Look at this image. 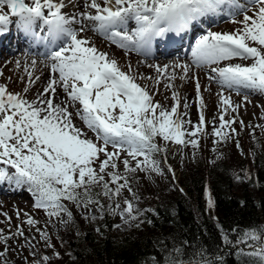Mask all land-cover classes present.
Instances as JSON below:
<instances>
[{
  "label": "snow or ice",
  "instance_id": "6c2138e0",
  "mask_svg": "<svg viewBox=\"0 0 264 264\" xmlns=\"http://www.w3.org/2000/svg\"><path fill=\"white\" fill-rule=\"evenodd\" d=\"M69 5L75 8L76 0H0V37L11 31L15 17L14 26L28 45L25 59L15 61L16 69L23 67L27 77L26 83L20 78L25 83L22 92L0 84V187L27 191L32 207L43 211L49 225L53 220L62 227L74 224L71 205L89 223L118 216L125 225L138 222L139 227L145 222L143 217L154 210L138 206L140 197L132 188L137 172L164 175L156 156L162 154L166 164L169 144L179 146L180 151L190 147L195 157L201 140L210 136L211 151L216 154V145L238 135L237 122L241 130L245 127L239 109L251 102L249 96L264 97V0H83L81 11L67 14L63 9ZM220 18L237 27L224 32L204 27ZM195 28L203 34L190 46V62L149 64L154 76L134 75L130 64L125 72L85 35L91 31L125 54L148 57L154 44L174 46ZM41 45L45 51L39 53L40 63L49 76L42 90L29 99L31 86L41 77L34 74L36 57L31 56L30 62L28 58L30 50ZM193 68L206 71L207 80L219 89V115L210 122V133L198 78V123L189 117L186 98L185 111H180L182 101L175 81L192 79ZM141 80L153 83L141 84ZM161 85L171 93L170 106L155 100ZM203 90L210 91V87ZM226 91L243 95V104L234 103ZM77 118L83 127L74 122ZM256 127L264 133V125ZM236 147L240 148L239 141ZM221 158L222 153L216 155V160ZM167 170L175 179L170 165ZM234 175L237 182L252 179L247 170ZM125 190L131 199L124 196ZM205 196L207 210H213L215 201L207 189ZM3 215L11 224V217ZM20 216L17 209L18 220ZM24 217L15 231L9 228L6 234L0 229V264H10L9 252L22 257L23 264H50L52 256L38 250L33 242L36 237L26 236L23 225L35 229L39 240L54 249L47 229L41 230L40 222L29 213ZM213 219L221 239L215 250L189 241L169 248L159 240L140 264H224L225 249L244 258L238 264H264V225L226 229L217 217ZM10 240L23 243L13 247ZM157 245H164L165 252ZM25 249L28 256H23ZM53 256L60 259L57 251Z\"/></svg>",
  "mask_w": 264,
  "mask_h": 264
},
{
  "label": "trees",
  "instance_id": "16d2710c",
  "mask_svg": "<svg viewBox=\"0 0 264 264\" xmlns=\"http://www.w3.org/2000/svg\"><path fill=\"white\" fill-rule=\"evenodd\" d=\"M259 140L242 136L244 144L239 156L224 146L207 159L199 151L193 157L190 148H186L189 154L183 159L175 152L172 156L167 153L171 167L179 170L178 184L171 190L158 188L152 193H140V207L154 210L143 217L144 223L116 235L111 216H105L95 221L99 232H80L64 243L66 260L62 257L60 262L57 259L50 264H140L141 257L153 251L159 240H164L169 248L189 241L215 250L221 239L214 217L226 229L253 223L264 225V139ZM221 153L222 158L216 160ZM212 160L216 163H210ZM244 170L252 179L237 182L234 174ZM206 189L215 201L213 210H207ZM157 247L165 252L164 245ZM232 251L224 250V264H238L244 259L230 254Z\"/></svg>",
  "mask_w": 264,
  "mask_h": 264
},
{
  "label": "rangeland",
  "instance_id": "374dc122",
  "mask_svg": "<svg viewBox=\"0 0 264 264\" xmlns=\"http://www.w3.org/2000/svg\"><path fill=\"white\" fill-rule=\"evenodd\" d=\"M241 2H244V0H241ZM70 6L71 5H69L68 8L66 7L65 9H69ZM249 15H251L250 12H249ZM242 18H243L242 16L238 17V19H242ZM236 27L237 25L225 22V18H223L219 20L218 23L213 24L210 27L211 29L209 28V30L214 31V32H224V31H233L235 30ZM200 32H201V29L199 28V33ZM93 44H95V46L102 48V49L100 48L98 49H100V51H103V46L101 47V45H99L101 43L95 42ZM108 54H109V57L112 59L117 58L116 60H118V63L121 69L124 70L125 72L128 71V65L130 64L131 66L133 65L132 74L134 75L137 73L139 74L144 73L143 74L144 76H150V75L154 76L155 74V71L153 68H152L153 73L143 72L142 70L138 69L140 65H143L142 63L143 61L141 60L138 62L131 61L128 58L121 57V55L117 53H108ZM30 55H34V52H30ZM35 55L38 56V54H35ZM156 58L159 59V57H156ZM15 61H16L15 59H9V60H5L3 63H0V72L3 73V75H0V84H7L9 90L12 92H22V89L25 86L27 77H26V73L23 70V67H21L20 69H16ZM235 61L239 63L241 62L239 60H235ZM193 69L194 71H192V74H191L193 76L192 79L187 80V81H181L177 79L175 81V90L179 92L181 101H182L180 111L181 112L185 111V109L183 108V102L186 98L189 104V107L187 109L189 117L194 124L198 123V115H199L197 111L198 102L196 101V93H195L196 78H198L199 83L202 86L201 94L204 98V103H205L204 114L206 117V122L208 123L207 131L210 133L211 132L210 122L214 119V117H218L219 115V109L217 108V105L219 104V98L216 95L219 89H218V86L214 82H209L207 80V74L205 76L206 71L198 70L195 68ZM9 77H11V79H9ZM20 78H24L25 83H21ZM139 82L141 84L153 83V82L145 81V80H141ZM203 87L204 88L210 87V91H204ZM30 91H31V88H30ZM30 91L27 94L28 98L31 94ZM184 94H186V97L184 96ZM225 95H230L234 103L243 104V95L237 96L235 93H230L227 91L225 92ZM155 100L159 101L161 104L165 105L166 107L172 104L171 93L169 91H166L162 85L160 86V94L155 96ZM249 100L251 101L250 103H247L246 105L242 106L239 109V118L244 121L245 127L243 128V130H241V126L239 122H237L234 125V127L237 129L238 135H235L233 139L229 140L227 143H221V144L216 145L217 150H220V148L224 146L226 151L227 150L235 151L236 155L239 156L241 154V150L244 144L242 142V136L253 137V134H254L255 138H259L260 139L259 141H263L264 133H262L261 129L256 126L264 125V119H261L262 108H264V97H261L259 95H250ZM76 120H78V118ZM249 125H251V127H248ZM89 135L91 136L92 134L89 133ZM237 141H239V144H240L239 149L236 147ZM158 143H160L163 146V142L159 141V139H158ZM212 147H213L212 138L209 136L208 138L201 140L200 149L197 151L201 152L202 158L207 159L209 156L213 154V152L211 151ZM189 150H193V149L190 148ZM189 150L183 149L182 151H180L179 146L171 145V144L168 145V154L172 156L173 152H175V154L180 155V158L182 159L184 157H188ZM156 158L162 161L161 167L164 169V175L161 176L155 173H152L149 175L143 172H137L136 177L132 182V188H133V191H135L139 195V197H140L141 192L142 193L143 192L152 193L154 192V190H157L158 188L171 190L175 185L178 184L179 170L177 168L171 167L174 170L175 179H173V173L167 170L168 165L171 166V162L167 161V163L165 164L163 162L162 155L156 156ZM121 169H122V166H121ZM124 196L131 199L129 193L126 190L124 191ZM27 203L25 204L26 206L23 204L10 205L6 200H1L0 201V204H1L0 205V229H4L6 234L9 228H11L12 231H15L16 225L20 224L21 221L25 219L24 213H29L30 215H32L35 219H37L40 222L38 227L41 230H44L45 228L47 229L51 237V242L55 247L54 249L47 248L44 245V243L39 240V234L35 231V229L29 230L26 224L23 225L24 230H25V235L28 237H32V236L36 237V240L33 242L36 243L38 250L43 254L52 256V260L50 261V263L55 262L57 260V258L53 256V251L59 252L61 254L60 259L63 257L62 258L63 261L66 260L68 254L64 251V243L69 240H72L77 235V230L80 233L87 229H92V230L96 229L95 222L89 223L88 221L82 219L80 212H78L74 206L70 205V208L73 211L75 223L67 227H62L55 220H53L51 225L46 224V221L48 218L45 216L42 210L38 211L32 207L33 205L32 198L28 199ZM138 206L140 207V203ZM17 209H19L21 213L19 220L16 217ZM4 213H7V215L11 217V224L7 222L6 217L3 215ZM111 222H112V230L114 234L116 235L123 234L125 231L129 230L131 227H133L134 225L138 223V222H133L131 225H125L118 216L116 217L111 216ZM115 225H120V227L117 228L115 227ZM21 243H23V240H19V241L10 240L9 241V244L12 245L13 247L18 246V244H21ZM28 255L29 253L27 249H25L23 251V256H28ZM8 256H9L10 264H23L22 257H18L15 252H9ZM29 259H31V257H29ZM60 259L57 261L60 262Z\"/></svg>",
  "mask_w": 264,
  "mask_h": 264
},
{
  "label": "bare ground",
  "instance_id": "6f19581e",
  "mask_svg": "<svg viewBox=\"0 0 264 264\" xmlns=\"http://www.w3.org/2000/svg\"><path fill=\"white\" fill-rule=\"evenodd\" d=\"M26 2H30V0H26ZM76 4H77V6L75 8L70 6L69 9H63V11L65 13H67V14L78 13L79 11L82 10L83 0H76ZM12 19H13V26H14L16 18L13 17ZM73 27H79V25H73ZM130 27H134V25L130 24ZM198 33H199V28H195L193 31H190L189 33L185 34L183 36V39L180 40L179 43H177V44H175L174 46H171V47H166L163 42H161L159 44H156L155 51L152 53V55L158 56L159 59H157L156 57L144 59L141 55H138L135 52H130V53L125 54V52L122 49L117 48L115 45H113L110 42L104 40L103 38L99 37L98 35H96L95 33L91 32V31H87L85 33V35H87L92 40L93 43H95V42L101 43L99 45H101V47L103 46V51L104 52L117 53V54L121 55V57L128 58L131 61H137V62L140 61V60L143 61L142 62L143 65H140L138 67V69L142 70L143 72L153 73L152 72L153 69L148 67L149 64H160V65H163V64H171V63L177 62V61L180 62V63H188V62H190L189 61L190 43H191V40L193 39V36H195ZM0 38L9 39V36L7 34V35L2 36ZM177 39L179 40V38H177ZM181 45H183V46H181ZM1 47H3V46H0V48ZM97 48H100V47L97 46ZM100 49H102V48H100ZM25 50L26 49L24 48L23 43H21V41H18V43L16 44V47H15V51H16L15 54L7 53V54L3 55V52H0V63H3L5 60H9V59H15V60L21 59V61H23L25 59V57L23 56V52ZM43 50H45V49L36 48V49L30 50V52H34V55H30L29 56V58H28L29 62H30L31 56H35L36 57V59L38 61V63H37L38 66L35 69V73L34 74L35 75H39L41 77V79L39 81H36V83L31 86V91H30L31 94L29 96V99L33 98V94L34 93H36L37 91L42 90V87L44 85V81L49 76V70L47 68H45L42 63H40V61L43 59V57H41L39 55V53L44 52ZM4 51H6V48H4ZM35 54H38V56H36ZM165 59H167V60H165ZM233 63H239V62L233 61ZM193 71H194V69H193ZM206 74L207 73H205V76H206ZM190 86H191V84H190ZM184 96L186 97V94H184ZM74 122L78 126L83 127V124H82L81 121H79V119L75 120ZM31 198L32 197L30 196V194L27 191H10V190H8V189H6L4 187H0V201L1 200H6L10 205H14V204H23V205H25L27 203V200L31 199Z\"/></svg>",
  "mask_w": 264,
  "mask_h": 264
}]
</instances>
